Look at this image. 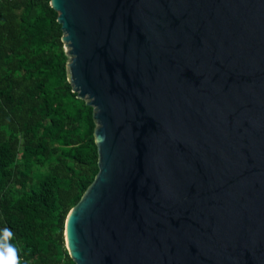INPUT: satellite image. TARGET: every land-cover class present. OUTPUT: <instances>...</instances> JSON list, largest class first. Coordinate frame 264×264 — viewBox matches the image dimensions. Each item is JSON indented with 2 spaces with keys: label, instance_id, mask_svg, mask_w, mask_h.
Listing matches in <instances>:
<instances>
[{
  "label": "water",
  "instance_id": "1",
  "mask_svg": "<svg viewBox=\"0 0 264 264\" xmlns=\"http://www.w3.org/2000/svg\"><path fill=\"white\" fill-rule=\"evenodd\" d=\"M98 172L75 264H264V0H49Z\"/></svg>",
  "mask_w": 264,
  "mask_h": 264
},
{
  "label": "trees",
  "instance_id": "2",
  "mask_svg": "<svg viewBox=\"0 0 264 264\" xmlns=\"http://www.w3.org/2000/svg\"><path fill=\"white\" fill-rule=\"evenodd\" d=\"M61 36L49 0H0V242L17 264H75L64 222L98 172L93 106L72 90Z\"/></svg>",
  "mask_w": 264,
  "mask_h": 264
},
{
  "label": "clouds",
  "instance_id": "3",
  "mask_svg": "<svg viewBox=\"0 0 264 264\" xmlns=\"http://www.w3.org/2000/svg\"><path fill=\"white\" fill-rule=\"evenodd\" d=\"M7 232V230H5ZM8 235H11L10 232H8ZM6 240V237H5ZM11 257L13 259V264H17L16 260V250L9 246L6 242H0V258L7 259Z\"/></svg>",
  "mask_w": 264,
  "mask_h": 264
},
{
  "label": "rangeland",
  "instance_id": "4",
  "mask_svg": "<svg viewBox=\"0 0 264 264\" xmlns=\"http://www.w3.org/2000/svg\"><path fill=\"white\" fill-rule=\"evenodd\" d=\"M64 47V50H66V47L65 46H63Z\"/></svg>",
  "mask_w": 264,
  "mask_h": 264
}]
</instances>
